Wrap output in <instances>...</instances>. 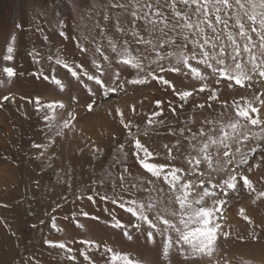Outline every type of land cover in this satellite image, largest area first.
Listing matches in <instances>:
<instances>
[{"label":"rangeland","instance_id":"obj_1","mask_svg":"<svg viewBox=\"0 0 264 264\" xmlns=\"http://www.w3.org/2000/svg\"><path fill=\"white\" fill-rule=\"evenodd\" d=\"M23 1L17 23L0 20V264H110L111 254L101 255L105 247L126 253L140 264H264V196L257 198L264 192V142L249 139L232 145L230 154L236 147L241 151L223 172L205 163H188L194 156L200 158L202 141L193 146V134L215 132L230 122L235 118L234 105L250 103L258 109L250 115L264 120V79L254 76L241 87L234 80L213 76L203 65L199 67L205 71V81L159 71L158 65H148L138 73L119 62L102 35L119 36L114 21L103 19L118 11L108 0ZM0 2L12 6L16 0ZM97 45L103 56L95 51ZM9 46L14 49L11 60L4 59ZM57 58L82 65L116 91L105 95L86 76L80 83L55 63ZM191 63L196 66L195 61ZM5 66L13 67L18 75L8 78ZM149 69L157 79L146 75ZM40 71L61 79L62 84L33 75ZM159 77L169 85L160 83ZM141 78L147 83L130 82ZM201 87H205L203 92ZM89 88L96 94L91 95ZM185 91L192 95L181 101L178 93ZM213 93L216 98L210 99ZM37 98L41 104L62 103L64 107L40 109ZM89 103L92 111L87 109ZM136 140L153 153L146 162L166 165L165 171L184 169L188 179L197 185L205 181V187L217 192L215 199L225 201L217 205L216 216L229 236L217 241L211 255L188 256L174 250L163 255L158 246L162 238L154 233V240L147 241L148 225L119 207L121 197L125 202L159 204L170 195L167 185L151 177L136 159ZM165 145L172 148L175 160L166 158ZM241 158L246 163L238 164ZM190 168L195 171L188 173ZM228 170L237 175L238 190L213 188L223 183ZM241 176L249 179L255 191L242 187ZM133 184L151 191H136ZM113 199L116 204L111 203ZM113 216L125 227H112ZM60 243L65 249L53 246Z\"/></svg>","mask_w":264,"mask_h":264},{"label":"snow or ice","instance_id":"obj_2","mask_svg":"<svg viewBox=\"0 0 264 264\" xmlns=\"http://www.w3.org/2000/svg\"><path fill=\"white\" fill-rule=\"evenodd\" d=\"M108 2L118 11L114 17L105 16L103 19L109 23L114 21L113 26L119 36L114 39L102 32L108 40L107 47L120 57V63L136 69L138 73L144 72L148 65H158L159 71L176 72L197 81H205L207 79L205 71L210 69L213 76L223 77L228 81L234 80L241 87L251 82L254 76L264 79V0H114V2L108 0ZM105 27L107 28L108 25ZM136 45L140 47H135ZM6 51L8 55L4 59H13L11 55L14 51L13 47H7ZM95 51L104 55L99 45ZM104 59L108 60L109 57L104 56ZM192 61L196 62V66H193ZM165 62L169 66L165 67ZM55 63L62 65L71 77L82 84L84 83L82 77L86 76L87 80L93 81L105 95L116 91L115 88L106 87V81L99 76L84 71L82 65L62 61L59 58ZM201 65L205 71L200 69ZM3 73L8 78L18 75L11 66H5ZM33 75L45 81L51 79V82L57 86L62 84L61 79L50 78L42 71ZM146 75L151 76L153 80L157 79L155 75H152L151 69ZM116 78L119 79V73H116ZM159 81L164 85H169V81L163 77H159ZM130 82L144 84L147 80L141 78ZM205 87L199 90L203 92ZM88 90L91 95L96 94L90 88ZM178 95L181 101H186L192 93L185 91ZM215 98V93H213L210 99ZM36 103L40 105V109L52 110L57 106L64 107L62 103L41 104L39 98ZM200 107L204 106L200 105ZM233 107L235 118H232L230 122L223 124L215 132L202 131L193 134L190 143L193 146L198 140L202 143L198 147L200 158L192 157L188 161L189 164L205 163L208 168L223 172L227 165L233 163L235 153L241 151L239 147H236L235 153L230 154L229 149L232 145L249 139L264 142V120L259 116L254 118L250 115V113H257L258 109L252 107L250 103L244 106L236 104ZM87 109L92 111L93 104L89 103ZM152 122L149 121V123ZM206 123L211 125L212 121H206ZM249 125L259 128V131L252 132ZM67 126L68 122L65 121L64 127ZM164 147L168 150L166 158L170 157L175 160L176 156L172 154V148L168 145ZM135 149L134 155L143 169L156 180H162L167 185L170 195L159 204L140 203L135 199L125 202L121 197L119 207L136 217L139 222L148 225L151 231H147V241L154 240V233L162 238L158 246L162 248L163 255L167 256L173 250L177 254L188 256L211 255L217 247V241L221 237L229 236V233L222 230L216 216L219 211L217 205L224 204L225 201L215 199L217 192L205 187V181L200 180L197 185L188 179L184 169L172 167L165 171L166 165L146 162L153 156V153L149 152L139 140L135 141ZM237 163L244 164L246 160L241 158ZM194 171L193 168L188 169V173ZM228 172L223 183L217 182L213 188L238 190L237 175L230 174L231 170ZM240 179L243 181V188L255 191L246 176H241ZM147 183L155 186L152 180ZM132 188L136 191H151L137 184H133ZM158 191H163V189H158ZM226 194V192L222 193V195ZM260 196H264V192L259 193L257 198ZM88 199L92 200V197L89 196ZM100 199L104 200L105 197H100ZM209 200L212 201L211 206L208 205ZM111 203L116 204L117 200L113 199ZM93 219H98V217H93ZM112 219L114 221L112 227L121 229L125 227L114 216ZM244 219L248 220V217L245 216ZM135 227L139 228L140 225L137 224ZM123 235L129 240L132 239L127 232ZM252 238H256L254 233ZM82 243L99 248V245L89 241H82ZM53 246L60 249L66 247L63 243ZM67 251L71 252L72 249L68 248ZM105 252L111 254L110 264H140V261L133 260L128 254L115 252L110 247H105L101 255ZM81 255L85 260L89 259L85 253L82 252ZM69 259L75 258L70 256Z\"/></svg>","mask_w":264,"mask_h":264},{"label":"trees","instance_id":"obj_3","mask_svg":"<svg viewBox=\"0 0 264 264\" xmlns=\"http://www.w3.org/2000/svg\"><path fill=\"white\" fill-rule=\"evenodd\" d=\"M15 1V0H10ZM18 1V2H17ZM12 6L3 2H0V20H7L11 23H17L21 16V9H23L24 1L16 0Z\"/></svg>","mask_w":264,"mask_h":264},{"label":"bare ground","instance_id":"obj_4","mask_svg":"<svg viewBox=\"0 0 264 264\" xmlns=\"http://www.w3.org/2000/svg\"><path fill=\"white\" fill-rule=\"evenodd\" d=\"M262 204V203H261Z\"/></svg>","mask_w":264,"mask_h":264}]
</instances>
